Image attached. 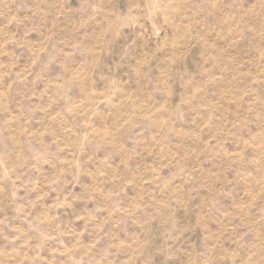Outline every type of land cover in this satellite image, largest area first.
<instances>
[{"label": "rangeland", "instance_id": "obj_1", "mask_svg": "<svg viewBox=\"0 0 264 264\" xmlns=\"http://www.w3.org/2000/svg\"><path fill=\"white\" fill-rule=\"evenodd\" d=\"M132 1L0 0V264H264V0Z\"/></svg>", "mask_w": 264, "mask_h": 264}, {"label": "crops", "instance_id": "obj_2", "mask_svg": "<svg viewBox=\"0 0 264 264\" xmlns=\"http://www.w3.org/2000/svg\"><path fill=\"white\" fill-rule=\"evenodd\" d=\"M169 3V7L174 8L177 11H181V8L186 6V3L183 4L182 0H169L164 4H159L156 3V0H153V3L151 4L150 0H147V2H143V0H136V1H132L130 4L131 9L132 10H136V14H138V10L140 11V13L138 15H144L143 17L139 16L137 18V15L135 14L133 16V13L131 14L130 12H127L126 14H123L121 19V22L116 25L115 27L111 28L112 30L116 31V34L118 35V37H120L121 39H123L127 32L130 31V28L132 27V24H134V20L138 19L137 22L141 21H145V20H156L157 17L161 18V15H163V6H166ZM132 16V18L134 19L133 21H130V17ZM150 18V19H149ZM120 40V39H119ZM116 45H118V40L116 41ZM143 46H145L144 44L142 46H139L143 49ZM127 46L124 44L123 45V50L126 52ZM140 49V48H139ZM141 50V49H140ZM147 56L149 57L148 61L151 59L152 61H155L157 59V57H159V54L156 53H148ZM164 56V55H163ZM152 57V58H150ZM127 60V59H126ZM124 60V61H126ZM160 61V59H159ZM161 61H165V58H163ZM114 62V61H113ZM121 64L123 63L120 62ZM125 71V70H124Z\"/></svg>", "mask_w": 264, "mask_h": 264}]
</instances>
